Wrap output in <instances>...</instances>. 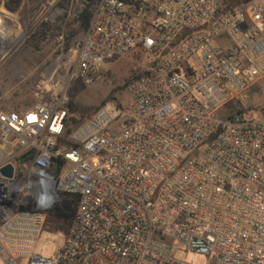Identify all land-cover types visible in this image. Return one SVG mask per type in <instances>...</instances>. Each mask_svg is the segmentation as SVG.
<instances>
[{"label":"built area","instance_id":"2783aa9c","mask_svg":"<svg viewBox=\"0 0 264 264\" xmlns=\"http://www.w3.org/2000/svg\"><path fill=\"white\" fill-rule=\"evenodd\" d=\"M134 56L128 100L66 134L70 82ZM263 76L264 0H98L51 93L0 110V261L190 264L176 253L191 249L264 264V113L246 107ZM49 180L55 197L39 192ZM72 203L63 244L37 252L50 211Z\"/></svg>","mask_w":264,"mask_h":264},{"label":"rangeland","instance_id":"374dc122","mask_svg":"<svg viewBox=\"0 0 264 264\" xmlns=\"http://www.w3.org/2000/svg\"><path fill=\"white\" fill-rule=\"evenodd\" d=\"M97 1L0 0V29L9 28L0 35V110L30 105L51 93L59 76L68 71L75 50L85 37L79 15L89 2L93 10ZM137 60L134 56L107 62L100 78L89 86L78 79L71 81L67 89L70 99L83 114L92 113L109 97L127 101V84L141 72ZM246 107L264 113V76L251 86ZM56 207L71 215L57 219L49 214L47 229L36 245L37 252L48 256L63 244L76 204ZM176 257L190 264H207L205 254L191 249L177 252Z\"/></svg>","mask_w":264,"mask_h":264},{"label":"trees","instance_id":"16d2710c","mask_svg":"<svg viewBox=\"0 0 264 264\" xmlns=\"http://www.w3.org/2000/svg\"><path fill=\"white\" fill-rule=\"evenodd\" d=\"M252 0H229L228 2L224 1L225 3H227L228 5H235V4H242V3H247V2H250ZM91 5L92 3H88L85 8L81 11L80 15H79V25H80V28L83 30V31H87V29L89 28V25H90V21H91V17H92V13H93V10L91 8ZM111 97L105 99L102 103H104L106 100L110 99ZM101 103V104H102ZM100 104V105H101ZM99 105V106H100ZM98 106V107H99ZM97 107V108H98ZM96 108V109H97ZM96 109L92 112V113H88V114H83L79 111V107L74 103L73 101V98L70 99V103H69V120L67 122V130H66V134H68L69 132H71L72 130V125H78L81 121L87 119V118H90L94 112L96 111ZM73 115H76L77 118H75ZM24 155H22L23 157ZM28 157H23V161L27 160ZM53 171L55 172H58L59 169H60V165H57V166H54L53 168ZM63 197H69V195H61ZM50 213L52 215H54V218H57V219H61V218H68L70 217V213L66 212L65 210H63L62 208L60 207H56V208H53Z\"/></svg>","mask_w":264,"mask_h":264},{"label":"water","instance_id":"95a60500","mask_svg":"<svg viewBox=\"0 0 264 264\" xmlns=\"http://www.w3.org/2000/svg\"><path fill=\"white\" fill-rule=\"evenodd\" d=\"M3 171L6 172L7 174L9 175H12V172H13V168L11 165H7L3 168ZM55 181L54 180H49L47 183H46V189L47 191H49L52 196H56V193L54 192V187H55Z\"/></svg>","mask_w":264,"mask_h":264},{"label":"bare ground","instance_id":"6f19581e","mask_svg":"<svg viewBox=\"0 0 264 264\" xmlns=\"http://www.w3.org/2000/svg\"><path fill=\"white\" fill-rule=\"evenodd\" d=\"M4 26H2L1 27V29H0V35H2V34H4L7 30H9V28L8 27H4ZM13 27H11V29H12ZM46 182H43V184H42V186L40 187V189H39V192H45V191H47L46 190Z\"/></svg>","mask_w":264,"mask_h":264},{"label":"flooded vegetation","instance_id":"af4514ba","mask_svg":"<svg viewBox=\"0 0 264 264\" xmlns=\"http://www.w3.org/2000/svg\"><path fill=\"white\" fill-rule=\"evenodd\" d=\"M44 177H45V176H43V179H44ZM44 182H46V181H44Z\"/></svg>","mask_w":264,"mask_h":264}]
</instances>
